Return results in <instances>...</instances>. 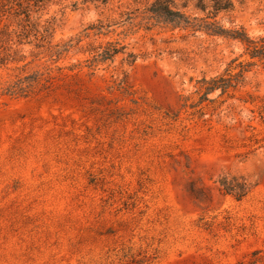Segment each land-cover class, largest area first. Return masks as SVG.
Returning a JSON list of instances; mask_svg holds the SVG:
<instances>
[{"label":"rangeland","instance_id":"374dc122","mask_svg":"<svg viewBox=\"0 0 264 264\" xmlns=\"http://www.w3.org/2000/svg\"><path fill=\"white\" fill-rule=\"evenodd\" d=\"M27 1L0 0L7 66L62 69L49 94L0 97V264H264V63L242 71L243 44L206 25L264 37V0L215 18L188 1L184 22L135 11L152 0H43L24 35Z\"/></svg>","mask_w":264,"mask_h":264},{"label":"trees","instance_id":"16d2710c","mask_svg":"<svg viewBox=\"0 0 264 264\" xmlns=\"http://www.w3.org/2000/svg\"><path fill=\"white\" fill-rule=\"evenodd\" d=\"M43 0H36L34 3H30V0L26 2V5L21 6L20 10L16 11V15H22L23 24L22 34L26 35L29 32L26 26H34L32 22V13L37 12L42 7ZM106 2L107 0H103ZM184 2L179 6L177 0H152L147 3L141 9L136 8L135 11L141 10L142 12H147L150 17L156 18L158 20L166 22H184L186 21V15L182 8L186 7L188 1H195V7L205 11L210 9L209 13L211 16L209 18H215L217 13L223 10H229L232 8L233 4L231 0H183ZM19 5V4H18ZM209 31L214 34L225 35L234 39H238L244 47V53L248 55L250 59H254L252 62H248L243 65L242 71H245V66H250L256 64V62L264 63V37L261 38H251L243 30L238 29H223L221 26L214 22H206ZM51 27L48 24L44 27L42 31L35 29V34L39 36L40 41L47 42L51 57L56 59L63 52V49L56 50V46L50 45V30ZM2 47V45H0ZM4 49V48H3ZM117 52L116 48H107L99 54L101 59H110L114 53ZM8 56L9 53L0 51V69H6L5 76H0V97L9 96L13 98H25L40 96L43 94H49L56 90L58 87L59 75L61 74L62 67H43L41 69L32 70L30 67V62L25 63L21 66L8 67ZM11 61H17L15 58H11ZM60 70V71H59ZM58 71V72H57ZM239 74V73H237ZM233 78H219V79H209L202 80L203 88L205 91H213L216 88H220L225 92L228 88L233 86ZM219 184L226 193L232 194L237 200L243 198L247 195L250 190L248 184L236 176H222L219 179Z\"/></svg>","mask_w":264,"mask_h":264}]
</instances>
